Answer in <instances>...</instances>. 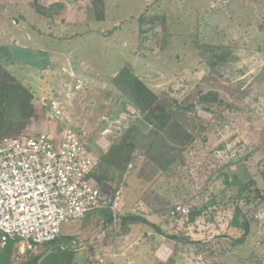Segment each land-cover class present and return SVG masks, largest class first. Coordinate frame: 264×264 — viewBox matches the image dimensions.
Returning a JSON list of instances; mask_svg holds the SVG:
<instances>
[{
    "label": "rangeland",
    "instance_id": "obj_1",
    "mask_svg": "<svg viewBox=\"0 0 264 264\" xmlns=\"http://www.w3.org/2000/svg\"><path fill=\"white\" fill-rule=\"evenodd\" d=\"M57 2H62L64 8L47 24L31 12L29 0H0V45L14 40L19 52H30L32 60L26 63H34L26 69L23 81L35 95L32 104L36 116L27 119L23 135H58L69 129L85 139L88 151L98 158L101 152L95 144L107 127L109 114L117 112L118 105L116 92L108 81L122 67L129 66L160 97L167 111L173 112L175 102L191 104L188 127L193 131L195 126L206 137L205 144L196 141L187 169L170 181L167 189L157 174L160 181L153 188L165 201L177 204L182 199L202 197L222 188L216 171L220 157L225 156L218 150L219 145L232 161L250 154L245 163L230 168V173L238 178L246 177V173L254 175L263 168L264 0H106L105 20L101 23L88 22L84 0H41L40 4L46 7ZM154 13L162 14L165 23L156 21L139 28L138 18ZM139 32H143L142 36ZM196 43L230 47L236 61L211 69L198 55ZM207 92L217 93L222 101L234 102L242 112L229 115L215 104H199L198 96ZM242 92L245 97L241 99ZM45 100L56 102L59 116L51 114ZM124 111H118L119 115ZM176 116L184 121L182 113ZM135 117L144 133L152 122L161 127L169 123L167 112L160 115L157 110L149 116ZM116 137L108 135L106 139L111 142ZM120 188L121 202L126 207L135 203L133 212L144 218L143 222L131 225L124 242V256L109 251L114 237L121 241L117 235L119 226L115 230L106 227L99 211H91L80 221L62 228V237L70 236L79 227L92 231L77 237L92 245L93 264H264V203L251 212L244 203H238V208L254 219L244 245L226 244V237L237 239L242 235L230 224V206L211 207L193 226L180 224L173 232L169 226L165 235L182 233L180 241H201L211 246L213 254L225 253L207 263L203 256L195 257L190 244L179 246V251H183L173 255V241L164 237L152 243L151 225L161 230L164 226L156 224V213L150 214L138 206V184L131 175L123 179ZM237 194L236 188L231 189V195ZM158 216L160 223L168 226ZM162 245L170 251L169 260L164 262L157 256ZM14 250L18 259L28 254L20 252L19 244H15ZM37 252L38 249L33 251ZM75 264H83L81 255L76 257Z\"/></svg>",
    "mask_w": 264,
    "mask_h": 264
},
{
    "label": "trees",
    "instance_id": "obj_2",
    "mask_svg": "<svg viewBox=\"0 0 264 264\" xmlns=\"http://www.w3.org/2000/svg\"><path fill=\"white\" fill-rule=\"evenodd\" d=\"M40 1L41 0H29L28 7L35 16L45 19L47 24H50L53 18L61 14L64 4L62 2H57L45 7L40 4ZM84 1L88 9V22H104L106 0ZM20 18L22 19L23 17ZM165 20L162 14H143L138 18V25L139 28H141L143 25H153L156 21L165 23ZM139 33L140 35L143 34V32ZM19 49L20 47L16 45L14 40L10 41V43L0 45V142L5 138L23 135L22 131L26 125L27 119L36 116L32 104L35 95L23 81V75L26 69L33 67L34 63H26V60H32L30 58V52H26L25 55L23 52H19ZM196 50L199 52L198 55H200L201 59L205 60L208 67L214 70L218 66L226 65L229 61H236V57L233 55L232 50L227 46H200L196 43ZM108 83L116 92V103L118 105L117 112L113 110V112L109 114L107 120L116 119L119 112L129 107L135 111L139 118L149 116L156 110L160 115L167 112V115H169V123L161 127L159 124L152 122L151 128L144 133L137 126L136 121H129L121 135L114 138L113 141L110 142L107 150L99 155L96 165V174L94 173L96 179L101 178L100 174L103 170L109 173L112 183L114 184L113 192H115L121 187L129 165L134 159L138 158L151 172H156L158 176L165 181V187H169L170 181L177 177L179 178L187 169L188 158L196 141L203 144L206 143V137L205 135H201V130H197V128L193 126V131H190L188 127V114L191 112L193 106L187 103L175 102L173 104V112L170 110L167 111L164 105L165 103L163 104L160 101V97L152 92L142 80L135 75L133 69L129 66H124L117 71L111 76ZM242 94L241 99L243 96L245 97V93L242 92ZM48 103L49 101L45 100V104L48 105ZM198 103L203 106L215 104L221 108L222 112H227L229 115L242 112V109L234 102H225L218 99L217 93L207 92L203 95H199ZM177 113H182L184 121L177 118ZM219 116H221V113ZM218 150L225 156L220 157L221 161H218L216 171L217 177L221 181L222 188L219 187L215 192L207 193L202 197L191 196L189 199H182L183 202L179 204L188 208V214L183 218L172 219L169 217V210L176 205L174 203L170 204L169 200H164L165 203L163 207L156 210V213L160 214L163 221L170 226V230L173 232L180 224L182 227L193 226L200 216L213 206L218 208L230 206L232 207L230 224L241 230L242 235L237 239L226 237L228 242L226 244L231 246L244 245L245 239L250 232V226L254 223L253 217H248L247 213L264 203V166L254 175L246 173V177L238 178L236 175L230 173V168L240 163H245L250 157V154H247L240 160L232 161L221 145H219ZM91 175L93 174H90V176ZM158 181H160L159 178L155 180L156 184ZM233 188H236L238 192L237 195H231V189ZM150 190V192L155 191V188L152 187ZM219 197H221V199H219ZM142 202H144L147 207H151L145 199H142ZM239 202L248 206V210L250 211L243 212L240 210L238 208ZM99 212L106 227H110V211L104 209ZM136 214V212L132 214L128 213L123 216L120 214L117 224L119 226L117 235L125 236L129 232V227L131 225L144 221L143 217ZM112 231L115 233L113 229ZM61 235L54 241L39 246L37 248V253L28 252V254L21 259L17 258V251L14 250L17 241H8L3 248H0V264H75V259L78 255L82 256L83 264H93L90 258V251L93 247L89 244V241H80L79 238L75 236L62 237ZM181 237H183L182 233L175 236L165 235L166 239L173 241L175 244L173 255L183 251V249L179 251V246L190 244L194 247L195 257L203 256L207 263L214 258H222L225 256L224 252L218 255L213 254L211 246L208 243L191 241L186 238L180 241ZM57 244L58 246H55ZM47 246L51 250L45 248Z\"/></svg>",
    "mask_w": 264,
    "mask_h": 264
},
{
    "label": "built area",
    "instance_id": "obj_3",
    "mask_svg": "<svg viewBox=\"0 0 264 264\" xmlns=\"http://www.w3.org/2000/svg\"><path fill=\"white\" fill-rule=\"evenodd\" d=\"M51 114L59 116L58 105L49 101ZM131 108L107 121L96 142L105 152L108 135L119 136L129 121L137 119ZM97 158L88 151V142L64 129L58 135L41 132L34 137L20 135L0 142V248L17 241L20 252L35 251L62 233L65 225L80 221L91 211L108 209L115 230L121 214L122 189L106 195L90 181ZM169 217L183 218L188 208L174 205ZM160 261L168 260L164 245L157 250Z\"/></svg>",
    "mask_w": 264,
    "mask_h": 264
},
{
    "label": "crops",
    "instance_id": "obj_4",
    "mask_svg": "<svg viewBox=\"0 0 264 264\" xmlns=\"http://www.w3.org/2000/svg\"><path fill=\"white\" fill-rule=\"evenodd\" d=\"M110 143V142H109ZM96 149L98 150L96 144H95ZM99 151V150H98ZM101 152V151H100ZM103 153V152H101ZM100 153V154H101ZM99 154V155H100ZM94 155V154H92ZM99 157V156H98ZM98 160V158H97ZM96 168L97 166L92 170L93 175H91L89 177L91 183L97 188L99 189L102 193L106 194V195H112L114 192V184L112 183L111 180V175L109 173H106L104 170L101 171V178H97L96 179V175H94V173L96 172ZM147 166H145L143 164V162L136 158L133 160V162L129 165L127 172H126V176L125 177H129L131 175L132 180L135 182L136 184H138V192H137V198H138V206L143 210L144 208L150 212V214L156 213V210H159L163 207L165 201L164 198H162V196L155 191L150 192L152 189V187L156 184L155 180L158 178L157 177V173L156 172H149L147 174ZM96 174V173H95ZM155 176V177H153ZM146 193V194H144ZM148 194L151 196L148 197ZM142 195V196H141ZM142 199H145L150 205H151V209H153V212L150 210L149 207H147L145 205L144 202H142ZM136 208L135 203L130 206V207H126L124 205V203H122V210H121V215H127L128 213H134L133 209ZM157 217H158V222L156 224L164 226V230H161L160 227H157V225L152 224L151 227H153V230L151 231V233L149 234V236L151 237V241L152 243L157 239H163L165 236L166 231L169 230V225L166 226L163 223H160L161 220L158 216V214L156 213ZM102 217V216H101ZM103 221V218H101ZM103 223H105L103 221ZM131 227V226H130ZM130 227H129V232L125 235V236H120L119 238L121 239V241H118L119 239H116L115 237L111 240L110 246H109V251L112 253H117L116 256H124V252L123 249L125 247V238L126 236H128V234L130 233ZM92 231L90 230H83L81 227L78 228V230H76L74 233H72L70 236H79V235H87L88 233L91 234ZM139 235H142L141 233ZM78 238V237H77ZM165 239V238H164ZM88 241V240H87ZM116 244L119 245V248L116 247ZM103 246H105L104 243H102ZM152 245V244H151ZM121 252V254H118L119 252ZM114 255V257H116Z\"/></svg>",
    "mask_w": 264,
    "mask_h": 264
}]
</instances>
